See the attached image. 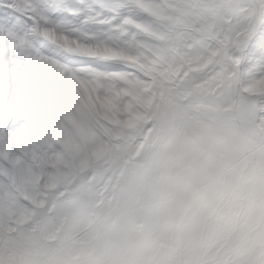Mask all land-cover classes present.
I'll list each match as a JSON object with an SVG mask.
<instances>
[{"label": "snow or ice", "instance_id": "obj_1", "mask_svg": "<svg viewBox=\"0 0 264 264\" xmlns=\"http://www.w3.org/2000/svg\"><path fill=\"white\" fill-rule=\"evenodd\" d=\"M0 264H264V0H0Z\"/></svg>", "mask_w": 264, "mask_h": 264}]
</instances>
